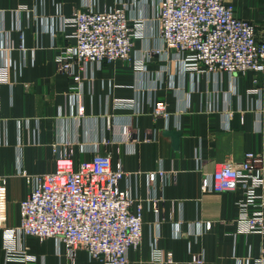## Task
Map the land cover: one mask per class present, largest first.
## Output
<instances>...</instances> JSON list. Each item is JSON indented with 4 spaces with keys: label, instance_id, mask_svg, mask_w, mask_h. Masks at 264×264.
<instances>
[{
    "label": "crops",
    "instance_id": "1",
    "mask_svg": "<svg viewBox=\"0 0 264 264\" xmlns=\"http://www.w3.org/2000/svg\"><path fill=\"white\" fill-rule=\"evenodd\" d=\"M157 1L0 0V62L8 57L13 79L11 86L0 87V177L7 179L0 239L2 229L18 225L19 202L31 190L20 171L30 178L50 173L52 144L68 141L75 164L103 153L110 156L112 168L120 163L126 176L118 187H128L133 199L144 201L142 240L137 250L129 251L130 264H148L155 239L159 248L173 253L174 264H190L193 254L203 256L202 264H254L264 250V235L237 230L241 189L200 190L204 177L227 160L241 162L247 151L263 157L264 178V74L197 76L154 54L162 46L153 20ZM226 2L237 17L253 23L257 39L264 42V0ZM121 4L127 6L130 20L147 19L144 37L133 42L132 61L87 66L81 95L84 112L78 117L68 92L70 78L58 73L54 64L56 55L74 44L67 37L71 30L59 31V20L75 11H109ZM16 22L20 31L14 29ZM134 59H144L141 72L135 70ZM116 99H131L134 107L115 109ZM156 100L166 104L167 123L152 116ZM124 126L127 136L122 135ZM169 132L180 137L175 141ZM159 169L164 177L150 185L146 175ZM150 197L161 201L157 217L146 203ZM257 210L264 212V207H249L250 212ZM206 222L211 229L198 234L197 224ZM22 246L35 259L25 264H102L80 249L71 263L64 247L57 249L52 239L26 236Z\"/></svg>",
    "mask_w": 264,
    "mask_h": 264
},
{
    "label": "built area",
    "instance_id": "2",
    "mask_svg": "<svg viewBox=\"0 0 264 264\" xmlns=\"http://www.w3.org/2000/svg\"><path fill=\"white\" fill-rule=\"evenodd\" d=\"M146 20H130L124 4L109 11L85 9L75 11L69 18H60L59 31L71 30L67 37L73 39L74 44L63 48L56 55L54 64L58 73L70 78L68 92L75 102L78 117L84 112L81 95L87 80V66L132 61L133 42L143 39ZM153 20L162 42L160 49L153 53L176 61L184 72L213 77L223 74L233 77L249 72L264 74V42L257 39L253 23L237 17L234 7L226 0H158ZM14 29L21 30L18 22ZM8 51L6 49V53ZM143 64L144 59L133 60L137 72L144 69ZM10 70V60L4 58L0 62V87L13 84ZM133 107L131 99L114 101L115 109ZM152 116L168 122L170 114L163 101L153 102ZM240 122L243 123V117ZM106 125L110 126L109 118ZM35 130H38V119ZM127 134L128 127L124 126L122 135ZM70 146L68 141L52 144L54 164L50 173L30 178L25 170L20 171L26 182L31 183V190L19 202L18 225L1 230L4 264L35 261L22 246L26 236L36 237L39 241L54 240L57 249L64 247L71 263L80 249L90 260L102 264H130L129 251L139 248L144 201L133 199L128 187H118L119 181L126 176L121 164L112 168L107 153L75 164ZM262 162L260 154L247 151L241 162L227 160L201 181L202 193L241 189L244 200L238 203L240 213L235 223L242 234L264 235V212L249 211L256 203L264 207ZM146 176L148 183L154 185L164 173L159 169ZM258 190L262 193L258 194ZM6 196L7 179L0 177V227L6 221ZM146 203L154 216L160 215L158 197H150ZM159 222L155 221L156 227ZM210 229V222L197 224L198 234ZM253 262L264 264V250ZM202 263V255L191 256L190 264ZM148 264H174L173 253L159 248L155 239L150 244Z\"/></svg>",
    "mask_w": 264,
    "mask_h": 264
},
{
    "label": "water",
    "instance_id": "3",
    "mask_svg": "<svg viewBox=\"0 0 264 264\" xmlns=\"http://www.w3.org/2000/svg\"><path fill=\"white\" fill-rule=\"evenodd\" d=\"M173 139H175V141L177 140L178 137H180V134L177 132H169L168 133Z\"/></svg>",
    "mask_w": 264,
    "mask_h": 264
}]
</instances>
